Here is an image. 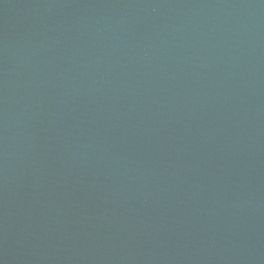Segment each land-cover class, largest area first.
<instances>
[{"label":"water","instance_id":"1","mask_svg":"<svg viewBox=\"0 0 264 264\" xmlns=\"http://www.w3.org/2000/svg\"><path fill=\"white\" fill-rule=\"evenodd\" d=\"M0 264H264V0H0Z\"/></svg>","mask_w":264,"mask_h":264}]
</instances>
